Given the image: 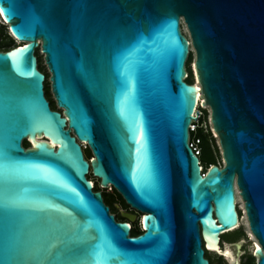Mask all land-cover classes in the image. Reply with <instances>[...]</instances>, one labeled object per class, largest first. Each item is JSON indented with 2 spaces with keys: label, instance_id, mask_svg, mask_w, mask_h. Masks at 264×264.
<instances>
[{
  "label": "water",
  "instance_id": "95a60500",
  "mask_svg": "<svg viewBox=\"0 0 264 264\" xmlns=\"http://www.w3.org/2000/svg\"><path fill=\"white\" fill-rule=\"evenodd\" d=\"M0 17L19 42L0 51V264H209L236 193L264 264V0H0ZM198 98L222 161L203 174Z\"/></svg>",
  "mask_w": 264,
  "mask_h": 264
},
{
  "label": "rangeland",
  "instance_id": "374dc122",
  "mask_svg": "<svg viewBox=\"0 0 264 264\" xmlns=\"http://www.w3.org/2000/svg\"><path fill=\"white\" fill-rule=\"evenodd\" d=\"M0 27L3 28V30L8 34V32H9L8 31V26L3 22L1 17H0ZM181 28H182L181 29L182 33L185 36H187V30L185 28V25L181 24ZM11 44L12 45H18V43L15 40ZM0 51H2V50L0 49ZM35 54H36L37 58L40 59V62H41L40 64H41V66H42V68L44 70H42L40 67H39V69L44 73L45 77L47 78L48 77V73H47L45 65H44L43 56L40 53L39 49H38V54H37V49L35 50ZM193 59L194 58H193V55H192V62L190 63V70H191L193 83L195 84L196 82L194 81V75H193L194 73L192 72ZM46 82H48V81H45L44 83L46 84ZM56 110H58V109H56ZM203 112H205V114H204L205 115V123H206L207 126H209V111H208V109H203ZM211 132H213V130H211ZM212 136H213V134H212ZM213 138H214V136H213ZM23 143H24V141H23ZM215 145L218 147V140L216 138H215ZM199 147H200V150H201L200 161L201 162L202 161L211 162L212 161V157H213V149L210 146V144L206 140H202V143L199 145ZM86 150L87 149H85L83 151H86ZM86 157H87V155H86ZM88 159L89 160L91 159L90 155L88 156ZM218 161H219L218 164L222 165V161H221L220 158L218 159ZM202 165L205 167L206 164H202ZM87 177H88V179L93 181L94 185H99V180L98 179L94 178L93 176H90V174L87 175ZM100 191H101V193L102 192L109 193L108 195H106L104 197V200L108 204V206L111 207V212H116L117 211L120 214L121 211H124V212L134 213V214L137 215V213L133 209H131L130 207H126L125 206V203H124L123 199H121L119 194L115 193L116 191H114L111 187H109L108 189H100ZM238 198L241 200V198L237 194V200H238ZM241 202H242V200H241ZM238 207H237V209H238ZM242 207H243V204H242ZM239 213H241L240 210H239ZM243 216L244 215L241 214V219H242ZM139 217H141V215ZM139 217L137 215V220L134 223H131V225H134L136 228L141 229L140 223H139V219H140ZM116 220L118 222L120 221L118 219V217H117ZM239 228L242 229V231L245 234V236L244 237H240L236 241V244L239 245V253H238V258H237L238 261L240 259H242L243 257H245V256H249V255L252 256L251 247H252V244H253V241L250 239V237L248 235L249 229H248V225H247V222H246V218L239 222V227L237 229H239ZM221 239H225L226 242L233 241V239L230 238V235H226V236L221 235ZM226 242H223V248H226L228 246ZM205 256H206L207 259L210 260L211 264H221V261L219 260L218 255H216L215 253L208 252V253H206ZM255 263H256V261L254 259L253 260V264H255Z\"/></svg>",
  "mask_w": 264,
  "mask_h": 264
},
{
  "label": "trees",
  "instance_id": "16d2710c",
  "mask_svg": "<svg viewBox=\"0 0 264 264\" xmlns=\"http://www.w3.org/2000/svg\"><path fill=\"white\" fill-rule=\"evenodd\" d=\"M13 41H14V39L11 37V35L9 34V32L7 34L3 30V28L0 27V49L2 51H6L9 48H12L14 46H17V45H12L11 44V43H13ZM37 54H38V50H37ZM35 56H36V54H35ZM36 58H37V56H36ZM191 62H192V55L190 53L189 56H188V59L186 61V65H185V68H186V71H187V78L185 79V81L188 84H194L193 83V79H192V75H191V70H190V63ZM40 63H41L40 62V59L37 58V67H38V69L40 67L42 70H44L42 68V66H41ZM39 71L42 72L40 69H39ZM47 79H48V77L47 78L45 77V81H47ZM44 93H45V97L49 101V104L52 107V109H55L56 110L57 108H56L55 102L53 101L52 96L50 94V87H49V83L48 82H46V84L44 83ZM202 113H203V116H204L203 117V120L205 121V115H204L205 112H203V110H202ZM189 136H190V139H196V140H198V148L199 149H200L199 145L202 143V140H206L210 144V146L212 147V149H213V157H212V161L211 162H206V161H202L201 162L200 161V156H201V150H200L199 163H200V166L202 167V170L205 173L206 169H208L209 166L214 165V164H217L219 162L218 159L219 158L221 159L219 148L215 145V139L213 138L212 133L210 132L209 129L207 130V132H203V130L199 128L194 133L190 132L189 133ZM22 144L25 147L28 146V143L26 141H24V143H22ZM83 150H85V149H83ZM86 160H89L88 159V155L86 157ZM202 164H206L205 167ZM90 176H92V175L90 174ZM91 182H93V181H91ZM98 186L99 185H94L93 184V191H95V192L96 191H100V188ZM115 193H117V192H115ZM108 194L109 193L102 192L103 201H104V203L107 206H108V204L105 202L104 197L106 195H108ZM120 198H121V196H120ZM125 206L126 207H129L126 204H125ZM108 207H109L110 212H111V207L110 206H108ZM237 211H238V209H237ZM111 213L114 214L115 219H117V217H118V219L120 220L119 222H125V220L120 216L119 212L116 211V212H111ZM239 215H240V213L238 211V217H239ZM129 224H130V235L131 236H135V235H138V234L141 233V229L136 228L134 225H131V223H129ZM226 235H230V238L233 239V241H231V242H235L240 237H244L245 236V234L243 233V231H242L241 228L223 234V236H226ZM221 242H226V240L225 239H221V236H220V242L219 243H221ZM206 253L207 252L205 251V255H206ZM253 260H254V258L252 256H250V255L249 256H245L244 260L240 264H253ZM209 264H211L210 261H209Z\"/></svg>",
  "mask_w": 264,
  "mask_h": 264
},
{
  "label": "built area",
  "instance_id": "2783aa9c",
  "mask_svg": "<svg viewBox=\"0 0 264 264\" xmlns=\"http://www.w3.org/2000/svg\"><path fill=\"white\" fill-rule=\"evenodd\" d=\"M18 45H19V43H18ZM189 52H190V49H189ZM202 110L203 109L200 108V106H199V100H198V103L196 104L194 113L197 112V113H199V115L196 117V120L195 121H192V123L190 124V126H189V133L190 132L194 133L199 128L202 129L203 132H207L208 129L211 132V130H212L211 124L209 122V126L206 125L205 121L203 120ZM211 133L213 134L214 139L215 138L217 139V136L215 135V133L214 132H211ZM189 147L192 149L194 155L199 158V156H200V149L198 148V140H196V139H190V136H189ZM81 148L82 149H86L87 148L86 144L85 143L81 144ZM201 173L202 174L204 173V171L202 170V167H201ZM236 199H237V193H236ZM236 207H238L237 204H236Z\"/></svg>",
  "mask_w": 264,
  "mask_h": 264
},
{
  "label": "flooded vegetation",
  "instance_id": "af4514ba",
  "mask_svg": "<svg viewBox=\"0 0 264 264\" xmlns=\"http://www.w3.org/2000/svg\"><path fill=\"white\" fill-rule=\"evenodd\" d=\"M49 76V75H48ZM49 102V101H48ZM50 105V104H49ZM50 108H51V110H53V111H59L60 113H61V110H55V109H52V107L50 106ZM29 146V145H28ZM28 146H26V147H28ZM23 147H25V146H23ZM25 147V148H26ZM83 155H84V157H85V159H86V155H90L91 156V152L89 151V149L87 148V150L86 151H83ZM207 170V169H206ZM94 184V183H93ZM136 212V211H135ZM137 213V215H138V217L141 215L139 212H136ZM140 218V217H139ZM140 220V219H139ZM117 221V220H116ZM227 243V245L229 246V250L232 252V254H233V256H234V258H238V253H239V248H236L235 247V245H236V241L235 242H226ZM220 248L223 250V249H225V248H223V242H221L220 243ZM208 253V252H207ZM216 255H218V254H216ZM204 258H206L205 257V251H204ZM218 258H219V260L221 261V264H230V262L228 261V259L224 256V255H218ZM244 258L245 257H243L242 259H240L239 261L237 260V264H240L243 260H244ZM207 259V258H206ZM208 261H210L209 259H207ZM225 261V262H224Z\"/></svg>",
  "mask_w": 264,
  "mask_h": 264
},
{
  "label": "bare ground",
  "instance_id": "6f19581e",
  "mask_svg": "<svg viewBox=\"0 0 264 264\" xmlns=\"http://www.w3.org/2000/svg\"><path fill=\"white\" fill-rule=\"evenodd\" d=\"M17 43H19V42H17ZM192 66H193V64H192ZM195 85L198 86L197 83H195ZM198 100H199V98L197 99V103H198ZM236 204H237V206H239L238 207V211L240 210V212H241L239 217H238V223H239L241 220H244L246 217H245V212H244L243 207H242V202H241V200L239 198H238V200L236 199ZM241 214L244 215L242 217V219H241ZM248 235H249L250 239L253 241V244H252V247H251L252 252H253L254 248L258 247V244L256 243V241L253 238V236L250 234V232H248ZM222 254L230 261L234 259V256H233L232 252L229 250L228 246L225 249L222 250Z\"/></svg>",
  "mask_w": 264,
  "mask_h": 264
}]
</instances>
